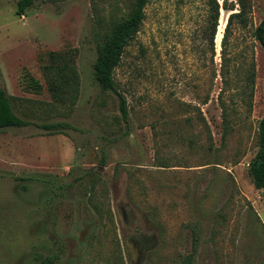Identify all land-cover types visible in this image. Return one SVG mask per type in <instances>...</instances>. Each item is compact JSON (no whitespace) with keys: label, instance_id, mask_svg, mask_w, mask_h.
<instances>
[{"label":"rangeland","instance_id":"obj_1","mask_svg":"<svg viewBox=\"0 0 264 264\" xmlns=\"http://www.w3.org/2000/svg\"><path fill=\"white\" fill-rule=\"evenodd\" d=\"M135 1L37 0L18 15L16 0H0V87L34 123L0 130V264H184L187 256L264 264V188L249 172L264 116V49L253 35L264 0H241L247 25H233L231 74L255 79L250 96L226 99L235 109L227 122L218 92L229 12L220 10L217 65H202L197 50L211 0H149L114 73L123 117L94 64L105 32ZM53 51L79 74L71 102L54 101L48 88L43 66ZM53 122L71 127L38 126ZM34 173L53 175L59 195L52 183L19 178Z\"/></svg>","mask_w":264,"mask_h":264},{"label":"trees","instance_id":"obj_2","mask_svg":"<svg viewBox=\"0 0 264 264\" xmlns=\"http://www.w3.org/2000/svg\"><path fill=\"white\" fill-rule=\"evenodd\" d=\"M17 14L23 15L36 3L37 0H16ZM149 0H136L132 12L121 21H114L110 29L105 32L103 41L98 45L97 59L94 64V76L97 82L104 90H112L120 96V108L124 118H128L129 110L126 99L119 93L116 85L114 73L116 68L121 64L126 48L139 32L145 17L146 8ZM241 8L236 9L237 3L232 0H223L220 4L218 0H211V7L214 11V17L211 25L203 29L200 35L201 41L198 44L197 50L199 59L202 65H217L215 56L217 55L215 35L218 27L220 10L224 9L229 12L226 27L224 29L223 38L221 41V68L220 77L222 86L218 92V100L221 104L222 115L224 121H228L232 110L229 104L226 103L228 97L235 100L238 97L251 95L254 83V72H248L244 80L238 77L234 78L231 74L230 65L232 58L229 52L230 38L233 33V25L235 22L241 26L247 25L246 5L239 0ZM254 38L260 43L264 49V19L256 26L254 30ZM206 40V41H205ZM62 52H51L50 63L43 66V72L54 101L58 103L71 102L76 98L79 87V74L75 66L69 64V58ZM70 57V56H69ZM71 58V57H70ZM248 65H255L254 61H250ZM216 71L213 74V80L217 77ZM31 85H36L38 91L42 85L35 78H31ZM212 92H209L201 99L203 104L207 103L211 98ZM201 96V95H199ZM32 123L19 116L13 108L11 95L6 87H0V130L10 127H24ZM43 128L46 133H62L63 130L71 127L69 123L53 122L38 125ZM259 151L250 162L249 172L252 176L254 186L257 189L264 188V116L259 125ZM105 159V157H104ZM103 159V161H104ZM52 176V178H51ZM21 180H32L52 183V192L58 196V190L63 187L59 186L58 180L51 174L34 173L27 177H19ZM191 257L187 256L184 264H190ZM27 264H53L51 257L44 259L41 262H29Z\"/></svg>","mask_w":264,"mask_h":264},{"label":"crops","instance_id":"obj_3","mask_svg":"<svg viewBox=\"0 0 264 264\" xmlns=\"http://www.w3.org/2000/svg\"><path fill=\"white\" fill-rule=\"evenodd\" d=\"M1 68H3V66L2 65H0V70H2ZM3 72V71H2Z\"/></svg>","mask_w":264,"mask_h":264},{"label":"bare ground","instance_id":"obj_4","mask_svg":"<svg viewBox=\"0 0 264 264\" xmlns=\"http://www.w3.org/2000/svg\"><path fill=\"white\" fill-rule=\"evenodd\" d=\"M224 22V21H223ZM223 24V23H222ZM226 25V24H225Z\"/></svg>","mask_w":264,"mask_h":264},{"label":"water","instance_id":"obj_5","mask_svg":"<svg viewBox=\"0 0 264 264\" xmlns=\"http://www.w3.org/2000/svg\"><path fill=\"white\" fill-rule=\"evenodd\" d=\"M227 23V22H226Z\"/></svg>","mask_w":264,"mask_h":264}]
</instances>
